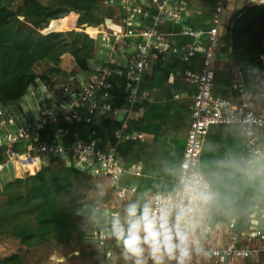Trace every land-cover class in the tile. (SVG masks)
I'll return each instance as SVG.
<instances>
[{
    "label": "built area",
    "instance_id": "2783aa9c",
    "mask_svg": "<svg viewBox=\"0 0 264 264\" xmlns=\"http://www.w3.org/2000/svg\"><path fill=\"white\" fill-rule=\"evenodd\" d=\"M194 0H112L106 5L118 8L117 17L106 21L103 42L109 49L108 63L101 67L89 68L83 82L71 79V84L63 88V98L57 109L47 106L39 108L37 117L21 125V117L10 123L12 130L0 110V148L8 147L11 155L0 164V172L13 173L18 177L21 162L33 173L43 163L63 161L67 166L94 177L106 178L118 199H126L137 193L135 187H121L120 182L124 169L119 163L116 146L107 148L98 136L99 113L117 116L120 109L113 105V92L125 81V92L129 93L127 106L130 109L137 102V87L156 67L165 68L171 60L191 65L192 61L203 54V61L198 71L187 70L184 73H173V78L180 76L187 82L197 86L190 106L191 122L187 142L179 171V186L171 194H154L149 203L154 214L159 215L162 207L169 209V227H179L189 236L188 259H203L219 263H229L236 259L247 260L257 254L256 244L264 243V232L260 227L258 216L262 207L256 204L246 219V228L241 233L231 235L225 244H214V229L203 226L202 219L210 208L212 190L200 169L203 145L212 127L236 126L247 141L246 154L241 163L247 170L263 182L264 186V99L262 89L254 83L238 82L233 86L235 98H219L214 95L215 70L219 47L222 46L220 33L224 26V16L228 0H219L213 16L211 29L203 33L188 25L189 6ZM107 23L109 25H107ZM173 24L180 28L179 36L192 40L190 44L175 47L164 28ZM87 33V32H86ZM90 61V60H89ZM89 63V62H88ZM33 87V86H31ZM30 87V88H31ZM77 87L78 91L73 89ZM29 88V89H30ZM29 93V91H28ZM21 100V99H20ZM19 101V100H18ZM17 102V101H16ZM14 103V102H13ZM1 105V107H11ZM128 109V110H129ZM79 124L89 128L91 142H82L61 123ZM53 128L52 139H45L44 131ZM74 136L69 143L68 137ZM125 140L144 141L140 134H128ZM118 140L122 136L117 137ZM23 144L26 150L14 152V146ZM11 146V147H9ZM6 154V153H5ZM137 175H139L137 173ZM192 180L199 190L207 194L204 200H196L191 204L183 194V185ZM177 207L191 211L186 212L178 221ZM96 210V209H95ZM85 211V210H84ZM82 210L79 213L86 217ZM93 212V210H89ZM94 213V212H93ZM107 229L102 232L94 230L92 238L104 250L109 259L115 248L122 247L115 236V221L120 219L118 211L107 215ZM126 228V225H123ZM228 230H234L235 224L229 223ZM84 239H88V233ZM148 248L147 245H145ZM179 256V253L176 254ZM165 264L169 257L163 253Z\"/></svg>",
    "mask_w": 264,
    "mask_h": 264
},
{
    "label": "crops",
    "instance_id": "0c3cea01",
    "mask_svg": "<svg viewBox=\"0 0 264 264\" xmlns=\"http://www.w3.org/2000/svg\"><path fill=\"white\" fill-rule=\"evenodd\" d=\"M219 0H194L189 6L190 18L188 25L203 33L208 32L213 24V16ZM228 0L225 16L229 13L239 14L246 8L264 5V0ZM106 23V21H105ZM107 25H109L107 23ZM225 25V24H224ZM224 27V26H223ZM222 27V28H223ZM95 32L98 44L89 68H97L108 63L109 49L106 48L103 37L104 28ZM222 30V29H221ZM180 28L169 24L164 28V34L169 36L171 44L181 47L192 42L191 39L179 36ZM221 43H226L225 32L220 33ZM203 54H199L191 65L179 60H171L165 68L156 67L137 87V102L128 108L129 93L125 92V81L121 80V87L113 92V105L120 109L117 116L99 113L98 136L100 142L107 148L116 146V152L124 175L120 185L124 188L135 187L137 193L126 199H118L119 206L111 209H85V218L93 222L86 242H92L94 230L104 232L107 229V215L112 211L120 213L123 222L125 209L128 204L139 202L141 205L149 203L154 194H171L179 186V171L184 149L187 142L191 122L190 106L197 86L185 81L181 75L173 78V73H184L187 70L198 71L203 61ZM230 54L228 47V61L218 55L215 70L214 95L219 98H235L233 86L242 82L237 74L228 68ZM66 72V73H64ZM53 76V88H47L40 80L29 89V93L21 100L12 103L11 107H1V116L9 124L5 127L12 130L10 123L21 117V125L37 117V111L42 107L57 109L63 98V88L71 84V79L83 82L86 72L74 73L67 70ZM71 72V73H70ZM88 72V71H87ZM65 83L60 81L64 78ZM184 86L183 91H177ZM262 93L264 94V89ZM74 91H78L75 87ZM31 104H27V102ZM264 104V99L261 100ZM129 109V110H128ZM65 129H72L82 142H91L89 128L84 125L61 123ZM53 128L44 131L45 139H52ZM128 134H140L144 141L125 140ZM215 134L222 136L213 140ZM231 134L234 141L226 140ZM121 135L122 139L117 137ZM74 136L68 137L69 143ZM247 141L236 126L212 127L203 145L200 169L206 177L212 190L211 205L202 219L203 226H210L215 231L212 235L214 244H225L228 238L241 233L246 228V219L250 216L256 204L261 205L257 221L264 232V186L257 175L249 172L241 163L246 154ZM137 173L139 175H137ZM117 198V197H116ZM93 212H89V210ZM229 223H234V230H228ZM91 240V241H89ZM96 243V242H94ZM264 243H257V247Z\"/></svg>",
    "mask_w": 264,
    "mask_h": 264
},
{
    "label": "rangeland",
    "instance_id": "374dc122",
    "mask_svg": "<svg viewBox=\"0 0 264 264\" xmlns=\"http://www.w3.org/2000/svg\"><path fill=\"white\" fill-rule=\"evenodd\" d=\"M49 5L50 0H14L7 11L0 14V25L9 26L11 29L23 28L36 35H45L46 31L56 33L75 31L83 32L85 35L88 33L92 38H97L95 32H88L90 27H76V17L80 18V14L76 15L74 12L47 27L45 25L34 28L30 24V16L27 13L34 12L39 6L47 7ZM114 5L108 6L103 3L99 11L96 12L97 19L108 21L117 17L119 10ZM2 45L0 40V49ZM228 47L230 54L228 68L231 72L237 74L244 81L254 80L264 89V26L257 25L253 29V34L243 38L237 45L236 51L233 50V42L229 36ZM83 58L84 56L80 60ZM54 67L55 65L52 63L43 61L39 62L34 70L36 75L42 76L48 74V70ZM58 68L61 72L69 70L76 74L82 67L74 56L66 54L60 59ZM60 83H65V75ZM184 89L185 87L182 86L176 90L183 91ZM27 104L32 105L29 101ZM217 137L220 139L222 136L215 134L213 140ZM225 138L228 141L235 140L231 134H227ZM5 153L8 157L11 153L10 149ZM41 166L31 173L28 171L27 165L21 162V172L18 177L4 170L0 172V264H108L102 246L100 247L99 243H94L96 238L92 242L78 238L77 231L85 232V230L91 229L93 222L88 218H78L75 212L77 210L81 213L82 210L89 208L111 209L118 207L120 203L113 194L109 181L103 176L93 177L85 174L77 176V181L82 189L74 196L59 199L60 205L73 211L70 223L64 225L52 222L39 224L36 219L45 207L46 191L56 192L59 184L57 177L64 170L60 161ZM41 171H43L42 187L45 191L37 194L35 187L41 181L35 180V177ZM21 232L31 235L32 238L29 240L21 238ZM255 246L258 253L247 260L236 259L229 263H219L203 259H186L185 264H264V244ZM110 258H112L111 264H134V258L125 259L122 247L115 248ZM143 260L144 264H154L149 248L145 247ZM165 262L163 258V264ZM168 263L178 264V261L170 259Z\"/></svg>",
    "mask_w": 264,
    "mask_h": 264
},
{
    "label": "trees",
    "instance_id": "16d2710c",
    "mask_svg": "<svg viewBox=\"0 0 264 264\" xmlns=\"http://www.w3.org/2000/svg\"><path fill=\"white\" fill-rule=\"evenodd\" d=\"M13 1L0 0V14L6 12ZM108 1L112 0H50L49 6H39L34 12H29L27 15L30 16V24L34 28H38L45 25L47 27L74 12L76 15L80 14V18L76 17V27L97 28L103 25L104 19H97L96 12L99 11L103 3L106 4ZM259 24L264 26V5L246 8L236 15L229 31L234 51L237 50L236 47L243 38L253 34V29ZM88 32H97V29H90ZM0 40L3 44L0 49V104L3 106L24 98L28 94L29 88L35 86L39 80L47 88H53V76L61 74L58 64L66 54H71L76 58L82 67L80 71H87L88 62L92 59L98 44L97 40L88 33L85 35L83 32L71 31L45 36L27 32L23 28L11 29L4 25H0ZM83 56L84 58L80 60ZM43 61L50 62L55 67L50 68L48 74L38 76L34 67ZM244 82L256 84L254 80ZM256 86L261 88L258 84ZM24 150H26V146L23 144H18L13 148L14 152H23ZM7 159L5 151L0 148V164ZM54 162L56 161L48 163ZM60 162H62L64 170L57 177L59 184L56 192L46 191L45 207L36 219L39 224L52 222L64 225L70 223L73 211L60 205L59 199L74 196L82 189L77 181V176L88 175L67 166L63 161ZM42 175L43 171L35 177V180L41 181L35 187L37 194L45 191L42 187ZM75 214L78 218L87 219L81 216L77 210ZM89 230H85V232L76 230L78 238L83 240ZM20 236L25 240L32 238L31 235L24 232H21Z\"/></svg>",
    "mask_w": 264,
    "mask_h": 264
},
{
    "label": "clouds",
    "instance_id": "9594fccd",
    "mask_svg": "<svg viewBox=\"0 0 264 264\" xmlns=\"http://www.w3.org/2000/svg\"><path fill=\"white\" fill-rule=\"evenodd\" d=\"M183 194L187 196L190 204L207 198V194L199 190L192 180L183 185ZM191 210V207H177V220ZM168 215L167 207H162L159 215H156L150 203L141 205L137 201L127 205L123 224L119 220L115 221L114 230V236L123 248L125 259L134 258V264H144L143 255L147 245L154 264H163L164 252L169 259L177 260L178 264H185L189 255V236L179 227L173 231L168 224ZM123 225H126V228ZM177 252L179 256L176 255Z\"/></svg>",
    "mask_w": 264,
    "mask_h": 264
},
{
    "label": "water",
    "instance_id": "95a60500",
    "mask_svg": "<svg viewBox=\"0 0 264 264\" xmlns=\"http://www.w3.org/2000/svg\"><path fill=\"white\" fill-rule=\"evenodd\" d=\"M250 0L247 1L246 4H250ZM235 14H232V13H229L228 17L226 18V16H224V27L222 28L221 30V33L222 32H225V37H226V43L222 46L219 47V51H220V54H221V58L222 60L224 61H228V46H229V31H230V27H231V23L233 21V19L235 18ZM53 33H56V32H53V31H46L45 32V36L46 35H50V34H53ZM9 148L8 147H4L3 150L5 152H7Z\"/></svg>",
    "mask_w": 264,
    "mask_h": 264
},
{
    "label": "bare ground",
    "instance_id": "6f19581e",
    "mask_svg": "<svg viewBox=\"0 0 264 264\" xmlns=\"http://www.w3.org/2000/svg\"><path fill=\"white\" fill-rule=\"evenodd\" d=\"M112 258L108 259V264H111Z\"/></svg>",
    "mask_w": 264,
    "mask_h": 264
}]
</instances>
